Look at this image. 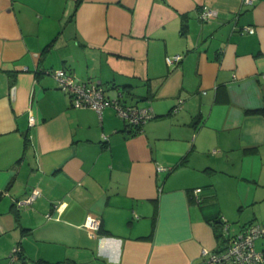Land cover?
I'll list each match as a JSON object with an SVG mask.
<instances>
[{"label":"crops","instance_id":"obj_1","mask_svg":"<svg viewBox=\"0 0 264 264\" xmlns=\"http://www.w3.org/2000/svg\"><path fill=\"white\" fill-rule=\"evenodd\" d=\"M75 1L0 0V264H205L264 219V0ZM59 68L155 116L72 107Z\"/></svg>","mask_w":264,"mask_h":264},{"label":"built area","instance_id":"obj_2","mask_svg":"<svg viewBox=\"0 0 264 264\" xmlns=\"http://www.w3.org/2000/svg\"><path fill=\"white\" fill-rule=\"evenodd\" d=\"M255 0H242L245 4H251ZM216 9L203 6L199 12V19L202 22L210 20L216 16ZM245 30L253 32L254 29L246 26ZM182 59V54H174L165 56V62L169 66L176 65ZM51 74L58 88L65 92L70 101V105L75 108L88 107L101 114L105 107H112L116 114L129 127L140 128L146 121L153 116L152 108L148 105L138 106L132 105L121 100L119 96H106L104 88L98 81H81L74 74L63 68L52 69L46 71ZM182 99H178L173 106L172 112H177L181 107ZM29 121H33V117H29ZM103 139H106L103 136ZM167 167L157 164L156 171H167ZM199 188L192 189V193L198 199ZM39 195L38 189L32 191L23 198L15 202L17 208H21L25 204H30ZM60 205L56 206L59 210ZM49 217V215H48ZM98 223L90 217L86 223L89 229L97 228ZM220 246L215 249L203 247L201 255L205 264H262L264 263V220L259 222H250L239 229H233L231 224L221 218V230L219 233ZM19 246L12 248L10 260H18Z\"/></svg>","mask_w":264,"mask_h":264},{"label":"trees","instance_id":"obj_3","mask_svg":"<svg viewBox=\"0 0 264 264\" xmlns=\"http://www.w3.org/2000/svg\"><path fill=\"white\" fill-rule=\"evenodd\" d=\"M80 1L81 0H76L75 1V8H74V10L77 8V6L79 5V3H80ZM53 42H54V40H51V42L49 43V44H47L46 46H45V49H44V51L45 50H47V48H49L50 46H52V44H53ZM122 100V99H121ZM125 102V101H124ZM245 114L246 115H260V116H264V106H262V107H258V108H251V109H246L245 110ZM155 116V114L153 113V116L151 117V118H153ZM150 118V119H151ZM149 119V120H150ZM147 122V121H146ZM145 124V123H144ZM143 124V125H144ZM142 127V126H141ZM198 199H199V196H198ZM221 220V219H220ZM262 220H264V219H262ZM261 221V220H260ZM255 222H259V221H255ZM243 226V225H242Z\"/></svg>","mask_w":264,"mask_h":264},{"label":"rangeland","instance_id":"obj_4","mask_svg":"<svg viewBox=\"0 0 264 264\" xmlns=\"http://www.w3.org/2000/svg\"><path fill=\"white\" fill-rule=\"evenodd\" d=\"M71 16H72V11L66 14L64 18H62V20L60 21L61 29L51 40H54V38H56L59 34L65 36L68 33L71 27L70 26ZM51 40L47 44H49Z\"/></svg>","mask_w":264,"mask_h":264}]
</instances>
